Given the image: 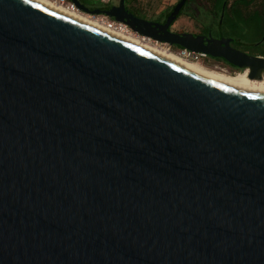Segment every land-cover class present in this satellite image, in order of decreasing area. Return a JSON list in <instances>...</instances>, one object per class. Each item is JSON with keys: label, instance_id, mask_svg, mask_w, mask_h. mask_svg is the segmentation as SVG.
Wrapping results in <instances>:
<instances>
[{"label": "water", "instance_id": "water-1", "mask_svg": "<svg viewBox=\"0 0 264 264\" xmlns=\"http://www.w3.org/2000/svg\"><path fill=\"white\" fill-rule=\"evenodd\" d=\"M186 1L160 34L71 0L263 82L264 59L169 32ZM0 264H264V93L0 0Z\"/></svg>", "mask_w": 264, "mask_h": 264}, {"label": "flooded vegetation", "instance_id": "flooded-vegetation-1", "mask_svg": "<svg viewBox=\"0 0 264 264\" xmlns=\"http://www.w3.org/2000/svg\"><path fill=\"white\" fill-rule=\"evenodd\" d=\"M79 1L91 11L111 9L118 10L122 8V15H125L130 19L136 18L138 20L147 22L155 26V28L158 26L157 31L160 34H164V29L162 28L163 25L166 24L169 16H171L175 8L182 2V0H163L162 7H160V9H156L152 0ZM235 5L236 0H187L184 6L181 8L177 18L169 27V32L179 36L193 35L196 38H203L205 44H208V40L228 42L229 46L235 51L246 54L249 57L264 59V0L248 2L247 5V7H252L253 9L257 10L252 16L258 17L263 25V28L260 32V38L254 42L245 41L243 38L245 35L237 31L235 17L238 16L240 18H244V20L249 23L252 22L250 19L252 16L246 15V17H244V13H235ZM80 12L92 18L99 17L84 13L81 10ZM104 17L115 20L108 16ZM153 26L152 28H154ZM128 27L133 32L134 37L145 40L152 45H157L177 54L187 50L178 46H171L167 43H160L153 38H149L140 34L139 32H135L130 26ZM152 28H149L148 30L152 31ZM225 45L226 44L224 43L223 46ZM196 58H198L199 64L210 70L225 73L230 76L235 75L237 76L236 79L244 75L243 69L230 64L223 58H215L206 54ZM261 75L264 80V72ZM253 80L255 82H259L258 80L260 79L256 77Z\"/></svg>", "mask_w": 264, "mask_h": 264}, {"label": "bare ground", "instance_id": "bare-ground-1", "mask_svg": "<svg viewBox=\"0 0 264 264\" xmlns=\"http://www.w3.org/2000/svg\"><path fill=\"white\" fill-rule=\"evenodd\" d=\"M35 1L43 6H46L48 8H51L55 11H58L64 15H67L69 17H72L80 22H83L85 24H88L96 29H99L103 32H106L116 38L122 39L126 42H129L131 44H134L138 47H141L147 51H150L154 54H157L161 57H164L174 63H177L186 69L197 73L201 76H204L208 79L238 88L246 91L251 92H259L264 93V82H251L247 79L246 74L236 79L237 76H230L225 73H220L217 71L210 70L199 63H195L192 61H188L184 58H182L180 55L169 51L168 49H164L162 47H159L157 45H152L148 43L145 40H142L138 37H134V35H127L122 34L119 32H116L114 30L109 29L107 26H105L100 21H96L94 17H89L87 15L78 13L77 11H74L72 8H68L65 4H60L58 2H55L53 0H32Z\"/></svg>", "mask_w": 264, "mask_h": 264}, {"label": "rangeland", "instance_id": "rangeland-1", "mask_svg": "<svg viewBox=\"0 0 264 264\" xmlns=\"http://www.w3.org/2000/svg\"><path fill=\"white\" fill-rule=\"evenodd\" d=\"M53 1L58 2L57 0H53ZM152 1H153V5H154V7L156 9H160V7H162V5H163V0H152ZM257 9H259V8H257ZM240 11H241V13H244L245 14L244 17H246V15L247 16H249V15L252 16L254 13H256L257 10L253 9L252 7H241L240 8ZM256 19H259V18H256ZM235 21H236V25H237V31L239 33L245 35L243 37L245 41H247V42H250V41L251 42H254V41H257L260 38V35H261L260 32H261V29L263 28L262 22H260V20H258L256 22H249V23H247L244 20V18H240V17L236 16L235 17Z\"/></svg>", "mask_w": 264, "mask_h": 264}, {"label": "built area", "instance_id": "built-area-1", "mask_svg": "<svg viewBox=\"0 0 264 264\" xmlns=\"http://www.w3.org/2000/svg\"><path fill=\"white\" fill-rule=\"evenodd\" d=\"M59 3L65 4L68 7L72 8L74 11H77L78 13H81L80 10L72 3V2H67L65 0H57ZM96 19V21H100L101 23H103L105 26H107L109 29L114 30L116 32L122 33V34H127V35H134L133 32L130 30V28L121 22H118L116 20H111L109 18H106L104 16H99ZM178 55H180L182 58L188 60V61H192V62H196L199 63L198 58L196 57H201L204 56V54H198L195 52H191L188 50H184L182 53H178ZM195 57V58H193Z\"/></svg>", "mask_w": 264, "mask_h": 264}, {"label": "trees", "instance_id": "trees-1", "mask_svg": "<svg viewBox=\"0 0 264 264\" xmlns=\"http://www.w3.org/2000/svg\"><path fill=\"white\" fill-rule=\"evenodd\" d=\"M65 1H67V2H71V0H65ZM255 0H236V5L234 6V12L235 13H240L241 11H240V8L241 7H247V5H248V2H254ZM257 1H259V0H257ZM256 18H258V17H253L252 16V18H250L251 19V21L252 22H256V21H258L259 19H256Z\"/></svg>", "mask_w": 264, "mask_h": 264}]
</instances>
